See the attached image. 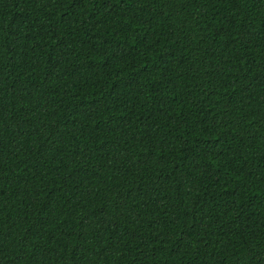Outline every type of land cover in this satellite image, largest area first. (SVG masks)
<instances>
[{
    "label": "trees",
    "instance_id": "16d2710c",
    "mask_svg": "<svg viewBox=\"0 0 264 264\" xmlns=\"http://www.w3.org/2000/svg\"><path fill=\"white\" fill-rule=\"evenodd\" d=\"M0 264H264V0H0Z\"/></svg>",
    "mask_w": 264,
    "mask_h": 264
}]
</instances>
